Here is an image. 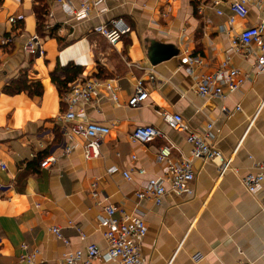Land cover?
<instances>
[{"label": "crops", "instance_id": "1", "mask_svg": "<svg viewBox=\"0 0 264 264\" xmlns=\"http://www.w3.org/2000/svg\"><path fill=\"white\" fill-rule=\"evenodd\" d=\"M231 1L106 0L89 18L76 20L67 7H78L81 0H65L64 5L47 0L42 30L37 0H0V264H16L24 244L37 249L45 264H56L69 251L92 243L106 249L102 220L108 206L144 217L143 264H264V186L253 194L243 182L264 161V109L259 110L264 71L256 67L254 53L243 57L231 49L250 26L263 24L264 33V8L251 2L249 14L234 16L230 23ZM12 16L24 18L12 23ZM119 17L132 30L116 45L94 32ZM35 35L43 55L24 50ZM10 36L13 41L4 43ZM188 54L202 62L193 73L183 60ZM226 59L247 76L244 84L226 98L201 96L198 80ZM128 62L153 67L156 83ZM69 64L84 68L76 80L99 83L82 117L110 127L96 159L85 158L86 140L73 132V122L60 119L67 107L52 75ZM23 73L42 83L41 96L4 91ZM138 79L144 80L149 96L142 105L129 106ZM163 112L181 114L199 132L213 122L212 142L222 158L194 159L193 194L170 191L156 204L137 193L148 179L163 176L159 148L172 145L175 161L191 158L192 152L187 132L172 129ZM147 125L161 135L145 144L133 142L131 132ZM67 147L71 151L63 153ZM52 154L57 163L41 168L40 160ZM140 168L146 172L139 174ZM53 226L60 227L68 245L51 231Z\"/></svg>", "mask_w": 264, "mask_h": 264}, {"label": "built area", "instance_id": "2", "mask_svg": "<svg viewBox=\"0 0 264 264\" xmlns=\"http://www.w3.org/2000/svg\"><path fill=\"white\" fill-rule=\"evenodd\" d=\"M65 4V0H57ZM106 0H81L78 7H67L72 18L84 20L89 18L100 5ZM255 2L264 8V0H233L228 3L231 14L229 22L232 23L234 16L245 18L249 14V4ZM217 4L219 2H216ZM67 5V4H66ZM66 7V6H65ZM170 11V10H169ZM168 13V12H167ZM165 13V15L167 14ZM224 12L218 9V14ZM23 16H12L10 21L16 23L22 20ZM48 23V22H47ZM132 30L130 24L122 17L115 18L107 24H100L94 27V32L103 36L109 44L116 45L122 38L128 35ZM9 44L13 41L10 36L3 40ZM243 57L251 54L257 56L256 67L264 71V33L263 24L250 26L246 28L233 43L231 48ZM26 52H37L44 54V50L39 36H32L25 44ZM187 53V52H186ZM188 64L187 71L193 73L195 67L202 64L200 58L192 57L190 54L183 58ZM130 67H139L144 69L145 74L152 84L157 81V74L153 67H143L134 62H128ZM247 76L238 68L229 64V59L222 62L221 67L214 73L203 75L197 82L196 90L203 97L226 98V96L240 89L246 81ZM99 83L93 80L78 79L69 84V90L62 95V101L67 109L62 111L60 119L73 122L72 130L74 133L82 135L85 138L84 156L88 160L96 159L101 156V143L110 134V127L96 121L83 119L85 105L94 101ZM149 92L144 86V80L136 81L134 94L128 101L129 106L142 105L148 98ZM113 100L118 101L116 93H113ZM264 109V101L259 110ZM164 121L174 130L187 132V140L192 145L191 158H184L175 161L173 159V146L162 145L157 152V161L162 165L163 176L159 178L148 179L141 191L137 193L139 198L151 197L156 204H161L164 196L168 192L176 194H193L191 182L195 179L193 171V160L203 159L205 161H216L222 158V153L212 142L213 122L209 123L206 131L199 132L191 129L183 116L179 113L163 112ZM161 135L160 131L154 126H137L130 134L133 142L145 144L156 136ZM70 147L65 148L63 153H69ZM37 156V154H32ZM136 156H133L135 158ZM58 161L55 155H48L40 160L41 168H50ZM231 160L222 164L224 170L230 167ZM258 172H250L243 177V182L249 192L255 194L264 186V161L257 164ZM5 169V166L2 165ZM112 168L111 171H117ZM145 169L140 168L139 174H144ZM124 178L131 180L132 176L127 170L121 171ZM107 216L102 220L103 235L107 241V247L101 250L96 244H89L85 249L69 251L56 264H101V262H118L120 264H143L141 256V242L147 234V225L143 216L129 214L124 208L108 206L106 208ZM80 236H85L81 228H76ZM51 231L62 240L66 245L70 243L60 227L53 226ZM24 252L19 256L16 264H45L39 257L37 249L30 250L27 244L23 245ZM237 264H252L248 261H239Z\"/></svg>", "mask_w": 264, "mask_h": 264}, {"label": "trees", "instance_id": "3", "mask_svg": "<svg viewBox=\"0 0 264 264\" xmlns=\"http://www.w3.org/2000/svg\"><path fill=\"white\" fill-rule=\"evenodd\" d=\"M47 0H37L35 6V13L39 28L45 26L47 14ZM84 68L76 64H69L67 66H58L52 75V81L58 87L60 94L64 95L69 90V84L74 82L78 76L82 75ZM101 70L99 69V73ZM101 74V73H100ZM100 74H98L100 76ZM8 94L14 95L21 92H27L31 96H41L43 94V85L39 81H32L28 79L27 75L23 73L19 78L12 80L4 89Z\"/></svg>", "mask_w": 264, "mask_h": 264}]
</instances>
